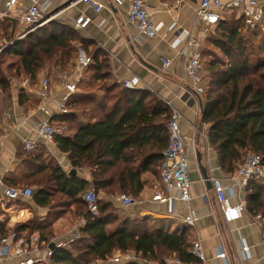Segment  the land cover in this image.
<instances>
[{"label":"trees","instance_id":"trees-1","mask_svg":"<svg viewBox=\"0 0 264 264\" xmlns=\"http://www.w3.org/2000/svg\"><path fill=\"white\" fill-rule=\"evenodd\" d=\"M3 21H9L10 29L6 33L0 30L1 35L5 43H10L0 51V57H17L18 70L32 86L38 85L42 69L50 60L59 58V69L65 71L76 64L80 48L90 58L84 77L77 82L78 90L71 96L70 111L57 114L52 121L60 128L55 137L58 148L73 168L90 170L92 181L48 162L43 151L24 152L25 160L37 159L43 169L34 170L31 178L23 175L40 190L32 198L19 199L23 204L32 200L49 212L44 220L33 218L17 225L16 231L22 234L27 230L26 235L37 232L48 242L53 223L72 213V221L79 218L85 224L80 225L79 236L69 247L52 249L49 264H95L97 260L106 261L116 251L133 253L142 262L115 264H170L173 258L201 264L190 252L193 242L188 228L170 231L158 227L157 222L166 219L120 216L111 199L121 194L139 197L148 179L161 186L167 123L171 118L168 104L147 90L128 88L116 81L105 51L88 44L76 27L51 21L14 41L17 22L7 18ZM246 24L243 17L223 14L214 34L206 39L217 50H208L207 45L201 48L203 61L204 55L211 57L204 62L208 75L202 117L209 126L207 138L217 152L220 167L229 175L248 154H259L264 159V57L254 49L250 51L244 34ZM0 92L1 114L2 105L10 106L12 99L11 80L2 74ZM72 108L76 113H71ZM145 174L151 178H145ZM13 181L8 180L10 187L24 188ZM91 188L104 194L98 198L97 216L89 212L83 199ZM245 192L246 209L264 219V182L251 180ZM8 233L0 223V238Z\"/></svg>","mask_w":264,"mask_h":264},{"label":"crops","instance_id":"crops-1","mask_svg":"<svg viewBox=\"0 0 264 264\" xmlns=\"http://www.w3.org/2000/svg\"><path fill=\"white\" fill-rule=\"evenodd\" d=\"M100 1L105 6L101 12L97 13L83 3L71 6L72 0H19L15 9L8 16H4L6 0H0V21L6 18L12 19L19 25V17L25 8L34 3L40 6L42 17L50 19L49 22L60 21L74 26L72 22L79 15L84 14L90 17L92 23L89 27L79 30L87 39L88 44L105 51L114 79L122 83L125 80L137 78L136 88L147 90L163 101L171 102L183 115L181 130L188 143L187 152L192 181L189 203L179 200L175 202L172 200L154 201L152 197L161 186L158 181L149 180L148 178L151 177L145 174L144 177L148 179V182L140 196L134 199L133 205L124 207L118 198L111 197L120 215L143 216L155 221L166 219L165 222L158 221L157 224H159L158 227L163 226L170 231H181L188 228L193 244L200 242L203 247L204 258L200 259L201 264H264L262 244L264 219L245 209L240 219L227 223L223 218L222 205L216 197L213 186L211 188L207 186L202 174L203 166L209 178H221L226 188L231 186L230 175L221 169L217 152L207 138L209 126L204 123L202 117L204 93L199 94L188 86L182 87L188 56L195 47L189 45L188 40L173 47L174 40L181 33L183 35L187 33L189 38L196 39L202 47L205 44L211 30H204V27L195 21L199 0H147L151 17L158 25L159 33L155 37H142L141 39L138 38L135 25L128 20L127 0ZM263 9L264 0H260V5L253 7L248 13L239 8L226 12L228 16L238 12V15L234 14V16L244 18L247 23L244 34L246 36L249 34L247 39L250 38L254 46L255 40L258 39V47L255 48L261 57H264V43L260 41L264 37V25L261 23L262 25H259L257 30H252L254 28L250 26L253 21L250 12L254 15ZM100 18H103V21L98 25L96 21ZM252 34H255L254 39ZM262 40L264 42V39ZM164 58L171 61L167 68L163 65ZM71 72L74 80H78L77 82L84 77V73ZM45 73L42 75L49 76L51 79V98L46 103L49 115L42 109L39 97L35 93H29V89H35L38 85L32 86L27 78L13 90L10 106L9 104L2 105L0 114V223L6 226L8 232L16 230L17 225L26 224L33 218L44 220L49 212L48 208L38 206L32 200L23 204L21 199H11L6 194L10 187L9 179H13V183L17 182L19 186L33 188L36 193L40 190L39 185L31 184V180L23 176L29 175L31 178L34 170L42 171L43 169L37 159L25 160L23 153H32L25 147L26 139L37 142L36 151H43L48 162L57 163L66 171L75 170L76 173L92 181L90 170L73 168L68 156L60 151L56 141L45 143L35 131L43 118L50 116L52 120L57 115L55 102L63 93L62 83L58 76L54 75V70ZM42 75L38 82L44 77ZM187 84L189 85L190 81ZM20 94L24 96L20 98ZM74 112L76 113V110L72 108L71 113ZM79 117L84 121L82 115L79 114ZM54 122L57 121L54 120ZM232 200L233 202L244 201L246 204L245 188L236 191V196ZM191 215L196 217L195 224L192 226L185 222ZM79 220L72 221L67 215L61 216L52 225L57 237V239H52L57 240L55 241L57 244L65 242L69 247L70 242L79 236ZM24 233H27V230ZM243 240L249 246V250L244 255L239 250V244ZM221 251L226 253L225 259L217 258V253ZM130 254L134 256V259H127L125 253L116 251L108 258V261L97 260L95 264L126 263L136 260L138 263L142 262L133 253ZM115 259L118 260L115 261ZM16 263V259L8 261V264Z\"/></svg>","mask_w":264,"mask_h":264},{"label":"built area","instance_id":"built-area-1","mask_svg":"<svg viewBox=\"0 0 264 264\" xmlns=\"http://www.w3.org/2000/svg\"><path fill=\"white\" fill-rule=\"evenodd\" d=\"M19 0H6V12L4 16H8L15 7ZM128 2V20L133 23L138 31V38L142 37H155L159 33V27L156 25L150 14V6L147 0H127ZM85 4L89 8H92L97 13L104 9V3L100 0H72L71 6L78 4ZM260 5V0H199L196 11V23L204 27V30H213L219 23L222 15L227 11L234 9H243L245 12H249L253 7ZM253 21L250 26L255 27L262 19V10L256 13L250 12ZM50 21L45 19L41 15L40 6L34 3L25 8L19 22L25 27V31L18 37L21 39L34 30L44 26ZM103 18L96 21L99 25L102 23ZM74 27L78 29H86L92 23V19L84 14L79 15L73 22ZM179 34L174 40L173 47H177L182 41L188 40L189 45L195 47L189 53L188 60L185 66V77L183 78L182 87L187 86L194 89L199 94L205 92L204 88V68L205 64L202 58L201 48L202 46L196 39L189 38L186 35ZM7 44H3L0 37V51L4 49ZM164 67L167 68L171 61L163 59ZM90 64V58L87 56L85 50L80 48L77 55L75 66L70 67L68 70L58 71V78L62 83L63 93L59 99H56V111L57 114L68 113L69 102L71 96L76 93L77 81L74 80L71 75V71L78 73H84L85 68ZM188 81L190 84L188 85ZM125 87L136 88L137 78L131 80H125L122 82ZM29 93H35L41 100V107L49 115V111L46 108V103L51 98V79L49 76H44L39 82L38 86L34 89H29ZM171 109V118L167 123L168 133V146L163 152L164 161L161 167V187L157 189L152 199L154 201H169L173 202L179 200L185 203H189L191 199V184L190 179V162L188 159L187 140L181 130V121L183 118L179 109L173 106L171 102H167ZM9 116V115H8ZM38 136L45 143H52L55 141V137L60 133V128L53 123L50 116L43 118V120L35 128ZM25 147L28 151H32L37 147V142L32 139L25 140ZM213 189L216 193L218 201L222 205L223 218L229 223L240 219L246 209L244 201L233 202L232 198L236 196V191L245 188L251 180L257 182H264V159L261 155L251 153L248 154L245 159L237 166L236 171L229 176L231 186L226 188L221 178H210ZM36 191L30 187L18 188L9 187L6 194L11 199H19L21 197L32 198ZM83 199L88 205L89 212L93 216H97L99 213L98 197L96 190L91 188L84 195ZM124 207H128L135 203L132 196L121 194L118 196ZM260 217V216H259ZM195 215L189 216L185 222L192 226L195 224ZM85 221H82V225ZM56 244V247H67V243L62 242L57 244L54 240L48 242L43 241L38 233H32L26 235L25 233H18L16 230H12L7 236L0 238V264H8L10 260H17L16 264H49L51 262V245ZM262 244L264 246V234L262 238ZM239 250L244 255L249 246L246 241L243 240L239 244ZM190 252L199 259L204 258L203 247L200 242L194 243L190 249ZM127 259H134V256L130 253H126ZM217 258L225 259V252H218ZM118 259H115L117 261ZM108 261V259H107ZM112 261V260H111ZM170 264H191L182 261L179 258H173L170 260Z\"/></svg>","mask_w":264,"mask_h":264},{"label":"rangeland","instance_id":"rangeland-1","mask_svg":"<svg viewBox=\"0 0 264 264\" xmlns=\"http://www.w3.org/2000/svg\"><path fill=\"white\" fill-rule=\"evenodd\" d=\"M234 14H237L238 15V12H234ZM233 14V15H234ZM263 14H264V11H263ZM230 16H232V15H230ZM8 22L9 21H3L2 20V22L0 23V30H2L3 29V31L5 32V31H7V32H9V27H7L8 26ZM264 25V16L262 15V19H261V21H260V23L258 24V25H256L255 27H254V29H252V30H257L260 26L259 25H262V24ZM25 31V28L21 25V24H19V25H17L16 26V30H15V37H14V41H16V40H19L18 39V36H20L23 32ZM214 30H211L209 33H208V35H213L214 34ZM245 32V31H244ZM1 31H0V36H1V40H2V42H3V44L5 45V44H7V42L5 43V36L2 34L1 35ZM6 33V32H5ZM252 33H255V32H252ZM253 35H254V37H255V34H252V37H253ZM248 37H249V34L247 35ZM247 36H246V38H247ZM254 37H253V39H254ZM262 39H264V37L262 38ZM260 40L261 41V43H264L263 42V40ZM248 47H249V49H250V51L252 50V49H254V50H256V52H257V49L255 48V47H258L257 45L259 44L257 41H258V39L257 40H255V46L252 44V42H251V39L250 38H248ZM8 43H10V42H8ZM204 45H207V49L209 50V48L210 49H213V50H217V49H215L214 47H212L210 44H208L207 42H205V44ZM264 45V44H263ZM251 46V47H250ZM7 47V46H6ZM203 49H205V46L203 47ZM262 49V48H261ZM212 51V50H211ZM263 51H264V49H263ZM255 54V53H254ZM257 54H258V52H257ZM257 54H255V56L257 55ZM264 54V53H263ZM258 56H260V54H258ZM210 56H208L207 54L206 55H204V62L205 63H207L206 61H208V60H210ZM17 60V57H15V56H10V55H4V56H1L0 57V71H1V74H2V76H5L7 79H9V80H11V95H12V92H13V90L14 89H16V87H18L20 84H21V82H23L26 78L20 73V70H18V63H15V61ZM13 63V64H12ZM60 61H59V58H56V59H53V60H50V61H48V62H46V65H45V67L42 69V72H41V74L40 75H42V73H48V72H50V71H53L54 70V75H56V76H58V74H59V72L60 71H58L59 70V65H60ZM59 64V65H58ZM9 65H11V66H9ZM206 67H207V65L205 64V68H204V77H205V81H204V88L206 87V80H207V78H206V76L208 75V71L206 70ZM18 73V74H17ZM45 73V74H46ZM0 74V75H1ZM42 76H44V75H42ZM2 99H3V95H2V93L0 92V101H2ZM97 193V192H96ZM100 196H104V194L103 193H98L97 194V197L99 198ZM113 197V199H115V198H118V195L117 196H112ZM133 197V196H132ZM134 199H135V197H133ZM119 210V209H118ZM121 216V215H120ZM69 217L70 218H72L73 217V215H72V213H70L69 214ZM77 219H79V218H77ZM82 221H83V219H80L79 220V222H78V224H82ZM79 228V227H78ZM63 229V228H62ZM58 232H60V230H59V228H58ZM55 236V237H54ZM51 238V239H50ZM52 238H55V239H57V237H56V235H55V231L53 230V234L52 235H50L49 237H48V239L49 240H53ZM48 240V241H49ZM55 241H57V240H55ZM122 262V261H121ZM122 263H125V262H122Z\"/></svg>","mask_w":264,"mask_h":264},{"label":"water","instance_id":"water-1","mask_svg":"<svg viewBox=\"0 0 264 264\" xmlns=\"http://www.w3.org/2000/svg\"><path fill=\"white\" fill-rule=\"evenodd\" d=\"M70 173L71 174H76V171L72 170V171H70ZM202 174H203V177H204V179H205V181L207 183V186L211 188L212 187L211 180H210L209 176L207 175L206 169H204L203 166H202ZM55 247H56V244L53 243L51 245V249H54Z\"/></svg>","mask_w":264,"mask_h":264}]
</instances>
